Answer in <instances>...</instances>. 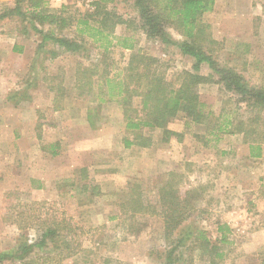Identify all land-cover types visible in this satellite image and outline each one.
<instances>
[{
	"label": "rangeland",
	"instance_id": "1",
	"mask_svg": "<svg viewBox=\"0 0 264 264\" xmlns=\"http://www.w3.org/2000/svg\"><path fill=\"white\" fill-rule=\"evenodd\" d=\"M15 1L0 0V12ZM95 1L46 0L48 9L67 18L63 34L81 41L78 53L61 52L48 41L38 47L42 36L18 17L0 21V253L12 252L19 239L35 242L44 227L56 223L69 229L31 256L53 258L64 240L69 256L44 264H166V251L182 235L176 231L164 239V221L156 206L165 176L176 172L183 176L182 195L197 190L194 211L181 230L203 228L211 243L225 252L216 264H261L264 146L260 158H249L244 136L236 132L222 134L218 143L206 147L207 125L192 124L179 113L168 129L180 133V141L173 136L162 143L161 131L145 129L144 135L153 139L151 147L125 148L121 105L98 104L95 98L99 88L105 89L99 79L104 71L117 81L122 78L130 51L110 47L104 53L99 43L79 33L77 23L94 10ZM107 8L132 22L128 28L118 25L115 35L136 29L131 0H112ZM202 22L209 25L219 66L234 68L250 84L264 86V0H215ZM136 32L135 50L157 58L167 82L177 87L178 75L192 70L193 59ZM82 67L96 68L98 74L91 77V92L78 96ZM200 74H211L206 63ZM198 94L215 119L230 113L234 124L243 121L245 129L259 131L251 140L264 138V111L237 103L235 95L212 82L199 85ZM23 97L27 99L15 106ZM88 108L93 109L94 127L86 121ZM56 144L58 154L52 158ZM134 193L144 206L137 213L127 202ZM219 224L230 229L229 244L217 242ZM186 249L177 248L171 264H189ZM207 257L195 253L190 264H209ZM0 264L19 263L8 259Z\"/></svg>",
	"mask_w": 264,
	"mask_h": 264
},
{
	"label": "trees",
	"instance_id": "2",
	"mask_svg": "<svg viewBox=\"0 0 264 264\" xmlns=\"http://www.w3.org/2000/svg\"><path fill=\"white\" fill-rule=\"evenodd\" d=\"M131 1L136 12L137 31L142 33L147 40L159 42L164 47H174L181 54L191 57L193 65L191 71H185L178 75L177 87L167 82L164 73L160 71L158 59L143 53L140 49L135 50L137 42L135 28L130 35H115V28L118 25H126L128 28L132 22L107 8V4L112 0L95 1L94 10L87 14V17L78 21L77 25L82 27L79 33L86 34L93 43H99L98 47L103 49L104 53H107L110 47H119L130 51L122 78L117 81L116 76L111 78L108 76V72L104 71L99 79L103 81L105 89L99 88L95 98L98 104L115 102L121 105L125 122L124 129L127 134L122 140L124 147H151L154 142L151 136L144 135L145 129L161 131L162 143H168L173 136L177 138V141H180L182 135L168 129V125L179 113H183L192 124L207 125L204 140L206 147L211 142L218 143L222 134L240 132L247 143L248 157L260 158L264 138L254 142L249 137L259 133L258 130L252 127L245 129L243 121L234 124L235 120L230 113L223 112L215 119L209 105L201 102L199 98L198 86L212 82L218 84L222 90L235 95L237 103H243L247 108L264 111V86L250 84L234 68L219 66L213 59L215 41L209 35V25L203 23L202 18L205 14L212 12L215 0ZM61 13L62 11L57 13L48 9L46 0H16L13 7L2 9L0 21L18 17L22 22L27 21L33 32L42 36L41 44L38 47H42L41 45L48 41L56 47V50L70 54L78 53L82 50L81 41L67 38L63 34V30L69 23ZM169 31L177 34L180 39L175 40ZM204 63L211 70L210 75L200 74L201 66ZM97 74L96 68H81L79 71L81 77L77 79V89L80 90L78 96L91 92V77ZM12 99L13 97H11ZM25 99L27 97L17 99L13 103L17 106ZM134 99L138 100L137 106L132 105ZM92 117L93 109L88 108L86 121L91 127H94ZM58 147V144L52 145L50 151L52 156L58 154L56 150ZM85 171V168L81 170L83 174ZM165 178L166 180L158 190L160 203L156 206L164 221V239L168 241L176 231H180L182 235L181 238H177L173 242L175 246L166 251L168 255L166 264L173 263L171 254L177 248L185 246L186 253L189 252V264L194 260L195 253L199 254L200 259L208 256L209 264H216L224 260L225 252L211 243L203 228L192 225L185 228L184 231L181 230L183 228L181 225L191 217L194 211L196 188L186 190L182 195L180 188L183 176L176 172H169ZM82 188L86 189V186ZM127 202L129 206L131 205L134 213L140 212L144 208L137 193L131 194ZM24 228L25 226L19 227V229ZM66 228L67 226L60 227L59 224L52 223L43 228L40 237L35 242L28 243L27 240L19 239L12 252L0 253V262L8 259L19 264H44L54 259L56 262L62 261L69 256L66 240L62 242V249L58 250L53 258H50V255L39 257L31 255L35 250H42L49 243L52 244V239L61 235L60 232L65 231ZM229 233L230 229L226 224H219L217 226V242L221 245L229 244L227 239ZM261 264H264V258L261 260Z\"/></svg>",
	"mask_w": 264,
	"mask_h": 264
},
{
	"label": "crops",
	"instance_id": "3",
	"mask_svg": "<svg viewBox=\"0 0 264 264\" xmlns=\"http://www.w3.org/2000/svg\"><path fill=\"white\" fill-rule=\"evenodd\" d=\"M179 37V36H178ZM179 39H180V37H179ZM60 51H62V50H60ZM30 92H31V89H30ZM29 92V95L31 96V93ZM13 110H15V108H13ZM38 137V136H37ZM39 139H40V137H38ZM45 155H47V154H45ZM48 156V155H47ZM56 156V155H55ZM50 157H52V158H54L53 156H50ZM41 188V187H40Z\"/></svg>",
	"mask_w": 264,
	"mask_h": 264
},
{
	"label": "built area",
	"instance_id": "4",
	"mask_svg": "<svg viewBox=\"0 0 264 264\" xmlns=\"http://www.w3.org/2000/svg\"><path fill=\"white\" fill-rule=\"evenodd\" d=\"M86 7H88V3H87V5H86Z\"/></svg>",
	"mask_w": 264,
	"mask_h": 264
}]
</instances>
